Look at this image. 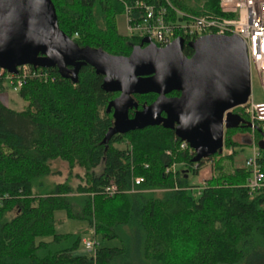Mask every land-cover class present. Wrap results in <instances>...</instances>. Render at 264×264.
<instances>
[{
  "label": "trees",
  "instance_id": "1",
  "mask_svg": "<svg viewBox=\"0 0 264 264\" xmlns=\"http://www.w3.org/2000/svg\"><path fill=\"white\" fill-rule=\"evenodd\" d=\"M50 1L57 27L77 46L126 56L143 44L117 32L114 20L136 0ZM140 1L165 8L171 19L175 9L232 16L217 0ZM143 12L131 7L129 19L135 23ZM181 36L186 56L191 37ZM29 66L32 74L16 88L23 107L0 101V264H264V186L247 188L245 157L230 136L237 129H224L230 152L211 159L213 173L195 186L169 169L181 164L195 174L203 159L192 161L193 151L179 148L173 128L156 123L106 136L113 122L106 106L116 91L100 87L103 76L92 66L81 64L74 80L55 66ZM5 73L0 68V90ZM154 97L134 95L138 108ZM256 125L264 134V120ZM256 148L264 183V149ZM53 159L83 170L74 189L66 180L45 182ZM109 185L115 189L107 194ZM58 210L84 222L101 242L84 252L81 232H55Z\"/></svg>",
  "mask_w": 264,
  "mask_h": 264
},
{
  "label": "water",
  "instance_id": "2",
  "mask_svg": "<svg viewBox=\"0 0 264 264\" xmlns=\"http://www.w3.org/2000/svg\"><path fill=\"white\" fill-rule=\"evenodd\" d=\"M51 4L50 0H0V68L14 72L24 63L55 66L74 80L79 66L89 64L102 74L101 88L118 92L106 106L113 119L106 136L161 123L188 143L194 152L192 161H197L222 145L225 128L244 123L232 111L245 103L250 90L248 59L237 35L198 36L186 42L193 51L190 56L182 54L181 36L165 46L142 36L143 45H132L126 56L110 55L101 48L77 46L63 34ZM172 89L179 93L165 96ZM149 91L154 100L128 117L127 109L136 104L130 94ZM255 128L261 135L256 146L264 149V134Z\"/></svg>",
  "mask_w": 264,
  "mask_h": 264
},
{
  "label": "built area",
  "instance_id": "3",
  "mask_svg": "<svg viewBox=\"0 0 264 264\" xmlns=\"http://www.w3.org/2000/svg\"><path fill=\"white\" fill-rule=\"evenodd\" d=\"M217 2L221 12H227L232 16L191 15L175 9L174 19H171L166 16L165 8L146 5L140 0H136L131 5L124 4L123 17L127 23L126 32L138 37L148 36L150 42L158 46H165L170 40L181 36V34H188L191 37L189 41L206 34L228 36L235 34L244 43L249 71L251 68L255 71L257 81L263 88L264 94V0H217ZM131 7L144 11L135 23L129 19L128 14ZM29 67L27 63L20 64V66H16V71H6L4 78L5 80L8 78L11 82H13L11 79L13 78L12 86H15L16 89L25 75L32 74ZM238 106L241 107L251 125L263 122L264 99L257 102L249 95L245 103ZM185 146L192 150L185 140L181 141L179 148ZM258 153L255 146V149H251L250 155L243 158L244 166L248 170L247 188L251 192L255 188L264 186L259 164L255 162ZM114 189L113 185H109L103 191L109 194ZM82 242L83 247L89 251H92L97 243L88 236L83 237Z\"/></svg>",
  "mask_w": 264,
  "mask_h": 264
},
{
  "label": "rangeland",
  "instance_id": "4",
  "mask_svg": "<svg viewBox=\"0 0 264 264\" xmlns=\"http://www.w3.org/2000/svg\"><path fill=\"white\" fill-rule=\"evenodd\" d=\"M114 20H116V30L117 32L121 33L122 35H126L127 31V23L126 20L123 17V14H117L114 17ZM256 73L255 71L251 68L250 70V77H249V82H250V90L249 94L251 98L254 101L261 102L264 99V94H263V88L261 87L259 81H257L256 78ZM13 83L7 78V80L4 81L3 83V90H0V101L2 102L3 105L12 107L16 110H20L23 107V101L20 100V98L16 94V89L15 86H12ZM131 98V96H130ZM133 99V98H132ZM239 115H241L240 112H236ZM244 122V121H243ZM246 123H250L248 121L244 122L241 125H238L235 129L234 132L230 134L231 138L238 143L236 147L233 149H240L241 154L244 157H248L251 153V149H255V145L257 143V137L255 135V125H251V123L246 126ZM239 128V129H238ZM248 129V130H247ZM224 131V130H223ZM258 132V131H257ZM263 134V133H262ZM259 135V134H258ZM223 136V132H222ZM261 137V135H259ZM223 138V137H222ZM261 139V138H260ZM118 146H123L124 143L120 142L117 143ZM116 145V146H117ZM223 141L222 145L220 147L216 148L214 152H219V155H214L212 158H206L203 157L201 161V166L198 168V172L195 174H192L191 170L189 169L188 166L186 165H179V164H171L170 170H174L177 168L181 174L186 176L188 178V181L192 183L193 185L197 186L199 184H202L205 179H208L211 174L213 173L212 171V166H211V159H217L219 157H223V154L229 153L230 149L223 147ZM224 158V157H223ZM222 159V158H219ZM50 168L54 173H51V175L47 176L45 178V182L50 183L51 181H64L66 180L67 183L71 185V187L74 189L80 181V177L83 175V170L79 167H71L70 169L67 168L66 162H63L59 159H53L50 161ZM95 170L98 171L100 170L99 164L96 165ZM56 172V173H55ZM55 219L56 221L54 229L55 232H61L65 233L66 231H74V232H81L80 236V244H79V249L81 251L87 252L89 249H85L83 247V242L82 238L85 236H88V238H92L95 240L97 243H100V239L98 235H91V230H88L86 227L85 223L82 222L81 220L77 221L71 218H65L63 212L61 210L55 211Z\"/></svg>",
  "mask_w": 264,
  "mask_h": 264
},
{
  "label": "flooded vegetation",
  "instance_id": "5",
  "mask_svg": "<svg viewBox=\"0 0 264 264\" xmlns=\"http://www.w3.org/2000/svg\"><path fill=\"white\" fill-rule=\"evenodd\" d=\"M186 42H187V40H186ZM139 45H143V44H139ZM135 46V45H134ZM186 46H188V48L191 50V53H193V51H192V49L189 47V45L187 44ZM182 48H184V44H182ZM190 53V54H191ZM183 54V53H182ZM190 54L189 55H186V56H190ZM173 90V89H172ZM171 91V90H170ZM169 91V92H170ZM168 92V93H169ZM165 94V96H172V95H176V94H178V93H176V94ZM118 94V92L116 91V94L115 95H117ZM136 93H133V94H130V96H131V100H133L134 102H136V104H135V106L134 105H132V106H130L128 109H127V111H126V113H127V116L129 117V116H131L133 113V111L135 110V109H137V110H139L140 108H138V105H137V101L134 99V95H135ZM133 98V99H132ZM110 110V109H109ZM131 113V114H130ZM161 114L162 115H164V113L163 112H161ZM241 118L243 119V121L244 122H246V121H248L247 120V116L245 115V113L244 112H241Z\"/></svg>",
  "mask_w": 264,
  "mask_h": 264
}]
</instances>
